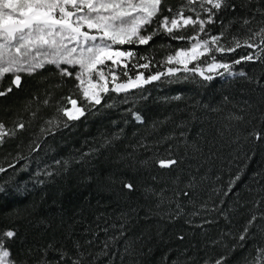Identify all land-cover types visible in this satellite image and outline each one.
<instances>
[{
    "label": "trees",
    "instance_id": "16d2710c",
    "mask_svg": "<svg viewBox=\"0 0 264 264\" xmlns=\"http://www.w3.org/2000/svg\"><path fill=\"white\" fill-rule=\"evenodd\" d=\"M181 3L164 0L163 14ZM229 3L235 9H225L207 26L211 34L221 31L222 21L231 34L243 36L241 22L253 16L251 27H260L264 18L256 9H264V0ZM185 44L158 35L150 46L123 47L152 60L149 69H139L148 76L166 72L167 55ZM250 51L240 48L217 58L230 62ZM232 71L247 75L204 81L181 71L128 93H110L80 120L59 128L57 107L76 82L61 78L53 65L21 74L22 86L0 97V122L7 129L25 124L0 145V167L6 169L0 172V232L15 230L7 247L17 264H57L61 252L82 264H215L221 256L225 264H259L264 139L249 133L264 134V62L245 61ZM10 80L6 76L0 89ZM169 149L181 163L161 170L153 160ZM193 176L190 196H174ZM123 181L135 191L123 189ZM253 215L257 219L241 243L238 237ZM110 237L118 239L105 249Z\"/></svg>",
    "mask_w": 264,
    "mask_h": 264
},
{
    "label": "snow or ice",
    "instance_id": "6c2138e0",
    "mask_svg": "<svg viewBox=\"0 0 264 264\" xmlns=\"http://www.w3.org/2000/svg\"><path fill=\"white\" fill-rule=\"evenodd\" d=\"M163 5L164 0H0V83L6 76H11L8 87L0 89V97L22 86L21 74L33 75L46 65H53L61 78H72L76 82L74 90L63 97L64 103L57 107L59 116L54 127H68V121L80 120L87 111L101 105L110 93H128L160 80L162 76L174 77L181 71L191 73L192 78L199 76L204 81L225 74L245 77L246 73L234 72L233 67L245 61L264 62V19L258 29L251 27L254 16L243 19V36L231 34L230 25H224L222 21L221 31L211 34L207 26L217 23V17L225 9H235L229 0H182L180 7L166 9L168 15L163 14ZM256 11L264 18V9L257 8ZM189 31L191 34H188ZM158 35L185 41L186 44L167 55L166 72L157 71L145 76L139 69H149L152 60L139 55L132 47L123 46H150ZM240 48L251 51L230 62L217 58V54L223 57ZM256 83L260 84V81ZM42 103L47 105L49 100L45 99ZM135 118L141 120L139 115ZM48 123L53 124L52 121ZM24 128V123H18L14 128L7 129L0 122V145ZM249 135L256 141L264 139V134L256 130ZM38 147L36 145L32 150ZM193 147L195 151L200 150ZM153 163L161 170L171 171L181 161L169 149L166 155L155 156ZM4 171L6 169L0 167V172ZM239 178L238 174L229 181V191ZM179 179L177 176L176 181ZM194 185L193 176L185 189L174 191V196L189 197L187 189ZM122 188L135 191V185L127 181L122 182ZM3 191L0 187V193ZM180 211L181 206L177 202V216ZM256 219L255 215L250 218L238 237L239 242L246 240L249 228ZM119 227L122 237L125 235V223L122 222ZM15 236L13 229L0 232V264H17L7 247V242ZM116 239L118 237H110L105 242V249ZM256 251L259 264H264V247ZM103 254L107 255V252ZM66 257L67 254L61 252L57 264L60 261L67 264L71 258ZM225 260L226 257L221 256L215 264H225ZM71 264H82V261L80 258L71 259Z\"/></svg>",
    "mask_w": 264,
    "mask_h": 264
},
{
    "label": "rangeland",
    "instance_id": "374dc122",
    "mask_svg": "<svg viewBox=\"0 0 264 264\" xmlns=\"http://www.w3.org/2000/svg\"><path fill=\"white\" fill-rule=\"evenodd\" d=\"M61 67H66V66L62 65ZM70 70H71V69H70Z\"/></svg>",
    "mask_w": 264,
    "mask_h": 264
}]
</instances>
